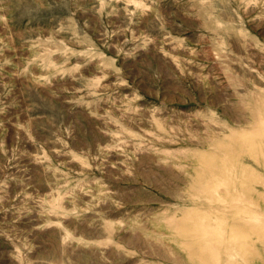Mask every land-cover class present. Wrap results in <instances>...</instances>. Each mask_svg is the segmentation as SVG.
<instances>
[{
    "label": "rangeland",
    "instance_id": "1",
    "mask_svg": "<svg viewBox=\"0 0 264 264\" xmlns=\"http://www.w3.org/2000/svg\"><path fill=\"white\" fill-rule=\"evenodd\" d=\"M0 264H264V0H0Z\"/></svg>",
    "mask_w": 264,
    "mask_h": 264
}]
</instances>
